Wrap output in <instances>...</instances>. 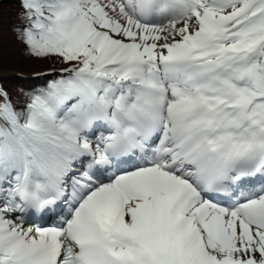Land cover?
<instances>
[{"label": "snow or ice", "instance_id": "obj_1", "mask_svg": "<svg viewBox=\"0 0 264 264\" xmlns=\"http://www.w3.org/2000/svg\"><path fill=\"white\" fill-rule=\"evenodd\" d=\"M18 2L0 264H264V0Z\"/></svg>", "mask_w": 264, "mask_h": 264}, {"label": "rangeland", "instance_id": "obj_2", "mask_svg": "<svg viewBox=\"0 0 264 264\" xmlns=\"http://www.w3.org/2000/svg\"><path fill=\"white\" fill-rule=\"evenodd\" d=\"M0 19L3 20V31L0 32V77H7L16 74L26 66L25 71L47 66L50 63L45 61L40 65H34L30 59L27 61L17 60L15 58H31L25 57L20 53L19 40L16 38L15 32L11 31L12 25L20 23L17 18V12L20 10L18 0H0ZM10 57H12L10 59ZM66 66V65H64ZM29 75V73H26ZM4 78V77H3Z\"/></svg>", "mask_w": 264, "mask_h": 264}, {"label": "trees", "instance_id": "obj_3", "mask_svg": "<svg viewBox=\"0 0 264 264\" xmlns=\"http://www.w3.org/2000/svg\"><path fill=\"white\" fill-rule=\"evenodd\" d=\"M1 2V1H0ZM20 44V53L25 56V57H31V56H27L24 53V49H25V45L22 44L20 41L18 42ZM12 57H10L11 59ZM17 60H23V61H27L30 59V62L32 61V63L34 65H40L41 63L45 62V61H49L50 63H46L48 64L46 67L45 66H40L38 68H34L28 71H25L26 66L23 67L21 70H17L20 73L26 74V73H35V72H39L41 70L44 69H58L63 67L65 64L60 63L57 60L54 59H37L34 57L31 58H15ZM34 61H40L38 64H35ZM57 75L60 76L59 73L57 72H52L49 74H45L42 76H30V77H19L17 75H9L7 77L3 76L0 78V84H3V86L10 91L13 100H22L25 98V94H30L32 92H35L36 90H38L40 87H43L44 85H46V83L53 79V78H59L57 77Z\"/></svg>", "mask_w": 264, "mask_h": 264}, {"label": "bare ground", "instance_id": "obj_4", "mask_svg": "<svg viewBox=\"0 0 264 264\" xmlns=\"http://www.w3.org/2000/svg\"><path fill=\"white\" fill-rule=\"evenodd\" d=\"M39 62H40V61H34L35 64H38ZM13 75H15V74H13Z\"/></svg>", "mask_w": 264, "mask_h": 264}]
</instances>
